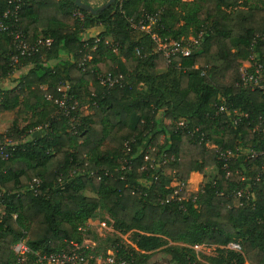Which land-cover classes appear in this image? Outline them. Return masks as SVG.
I'll return each mask as SVG.
<instances>
[{"label":"trees","instance_id":"trees-1","mask_svg":"<svg viewBox=\"0 0 264 264\" xmlns=\"http://www.w3.org/2000/svg\"><path fill=\"white\" fill-rule=\"evenodd\" d=\"M9 6L0 0V13ZM93 9L74 0H26L17 24L27 41L51 40L31 57L14 59L11 36L0 30V81L24 68L15 85L0 86V112L13 111L6 133L19 140L48 123L8 159L0 155V187L8 192L1 203L0 264L14 263L11 247L21 238L33 252L80 243L100 211L114 233H132L133 246L111 234L106 247L93 245L95 254L114 248L147 264L148 253L164 246L175 264H264V181L254 186V201L237 206L233 197L242 186L240 173L252 175L259 159L224 164L220 158L236 145L262 147L264 139L245 121L231 126L215 114L225 101L248 112L251 123L260 117L264 124V93L235 85L249 54L264 66V7L247 0H117ZM140 22L149 31L133 28ZM98 26L95 36L82 35ZM199 31V47L169 62L151 37L172 40ZM86 53L90 59L80 64ZM98 73L121 83L106 90ZM63 83L73 100L97 104L80 117L76 133L44 98L60 95ZM164 154L173 160L158 170ZM171 169L182 182L191 172L201 174L195 200L170 199L172 189L159 173ZM33 179H40L36 192L28 189ZM229 242L240 250L226 248ZM201 244L215 246L207 263L193 249Z\"/></svg>","mask_w":264,"mask_h":264},{"label":"built area","instance_id":"built-area-1","mask_svg":"<svg viewBox=\"0 0 264 264\" xmlns=\"http://www.w3.org/2000/svg\"><path fill=\"white\" fill-rule=\"evenodd\" d=\"M26 0H8L10 6L7 7L0 13V30L7 31L11 36L12 43L15 46L18 55L13 56L16 59L18 56L31 57L43 48H48L50 46L51 40L49 38H40L34 42H29L26 39L25 34L22 29L17 24L18 14ZM9 19V22L5 20ZM147 19L151 20L150 17ZM133 28L148 30V26H145L140 22L139 24H133ZM152 39L157 45V49L160 50L164 56L166 62H169L172 56L179 54L182 56L191 55L200 45L203 38V31H199L197 35L181 37L179 39H160L156 35L152 34ZM97 40V39H95ZM13 59V60H14ZM90 55L84 54L82 56V62L89 60ZM240 79L236 82V86L242 89H247L250 91H260L264 93V66L260 61H258L254 54H249L247 59L240 62L238 68ZM96 78L100 85L104 86L106 90L112 88L115 84H120L121 80L113 78L109 74L98 73ZM63 91L60 95L53 96L51 94H44L45 100L51 102L55 106L54 117L63 116L68 119V130L73 133L77 132V127L80 122V117L88 113L82 114L81 109L84 104L87 107L93 109L92 106H96V102L92 103H78V101L73 100V95L70 93L69 84L63 83L61 85ZM43 88H45L43 86ZM95 96V93H91ZM222 113L224 116V122L231 126H238L240 123L245 121L247 125H250V131L252 134L260 135L264 139V124L260 117L251 123L249 118L250 114L248 112L242 111L238 108H232L230 104L225 101L218 104L215 109V114ZM183 122L179 121L178 125H182ZM48 123L43 124L33 130L29 131V135L21 136L19 140H16L11 135H8L6 131L0 132V155L2 159H8L12 151L15 150L19 143L31 139L37 134V131L42 132V130L47 127ZM209 147H214L213 144H206ZM244 156L246 159H259L260 167L253 171V174L247 176L246 174L240 173L239 179L242 182V186L233 192V197L235 200V205H242L243 202L249 200H255L254 186L257 182L264 181V146L256 148L254 146H244L242 144L236 145L233 150H226L220 152V158L224 161V164L231 158ZM169 160H173V157L169 158L162 155V159L158 161L157 167H161L166 164ZM143 168L142 166L140 167ZM73 169L69 172L70 176L75 172ZM81 169L80 172H83ZM171 173L172 183L166 185V188H171L172 193L170 199L176 200L178 202L188 200L192 196V200H195L197 192L200 191L202 184V179L197 182V192L195 194L189 193L186 189L187 181L182 182L175 175L174 169L168 170ZM69 178V177H67ZM64 181L59 179L58 184ZM40 185V179H33L28 183V189L36 192V188ZM8 193L3 188L0 187V223L3 221L5 211L1 208V203L3 201L4 195ZM15 216V214L13 215ZM100 226L105 229H110L113 231L110 224L105 221L100 223ZM114 232V231H113ZM119 234V233H118ZM197 245L193 246L195 249ZM226 248L233 250H240V246L236 242H229ZM12 251L14 253L15 259L13 264H138L134 262L132 256L118 255L117 250L111 248L105 253H93V246L85 245L84 243L69 241L67 242L65 248L59 251L53 252H33L27 245L24 238L19 239L12 245ZM31 257V258H30ZM248 264V263H246Z\"/></svg>","mask_w":264,"mask_h":264},{"label":"rangeland","instance_id":"rangeland-1","mask_svg":"<svg viewBox=\"0 0 264 264\" xmlns=\"http://www.w3.org/2000/svg\"><path fill=\"white\" fill-rule=\"evenodd\" d=\"M82 1L84 3L91 5L92 8H98L101 5H103L107 0H82ZM185 1H190V0H185ZM247 4L252 5V6L264 7V0H247ZM100 30H101L100 26L94 27L93 29H90L89 32L87 33L86 31L82 32V35L85 38L90 37V36H95ZM188 36H191V35H188ZM86 54H89V53H86ZM23 70L24 68L15 70L9 77L0 81V86L6 89V88H10L13 85H15L17 75L21 73ZM81 112L82 114L92 113L93 109H90L89 107H87V104H84V106H82ZM12 117H13V111L0 112V132L6 131V129L10 127ZM40 134L41 132L37 131V135H40ZM159 169H161V167H158V170ZM190 176L191 177L187 181L186 189L188 190L189 193L195 194L197 192V189L199 188L197 186V182L200 181V179H202V176L200 173H197V172H191ZM172 177L173 176H171V173L168 170L161 171L159 173V178L161 179V181H164L166 179L167 180V181L165 180L166 184H169V185L172 183ZM61 185H63V183L58 184V186H61ZM87 194L93 195L92 192H87ZM104 217L105 215L103 211H100L97 213V215L93 218V220L88 225V231L90 235L86 233L82 234L83 238L81 242L84 243L85 245H90V246L100 245V247L103 248V247H106L107 243L109 242L107 241L106 237L111 236V234H116L120 237L121 243H124L128 246H133L131 232L118 234V233H114L110 229L102 228L100 226V223L103 222ZM194 251H195L198 261L207 263L205 260V256L213 255L215 253V246L213 245L207 246V245L201 244V245H197ZM147 264H175V263H171L169 261L168 254L164 250V246H163L159 249H156L148 253ZM248 264H251V263H248Z\"/></svg>","mask_w":264,"mask_h":264},{"label":"water","instance_id":"water-1","mask_svg":"<svg viewBox=\"0 0 264 264\" xmlns=\"http://www.w3.org/2000/svg\"><path fill=\"white\" fill-rule=\"evenodd\" d=\"M117 0H107L103 5L100 6L101 9L108 7L110 4L114 3ZM74 4L82 9L94 12V9L91 5L84 3L82 0H74Z\"/></svg>","mask_w":264,"mask_h":264}]
</instances>
